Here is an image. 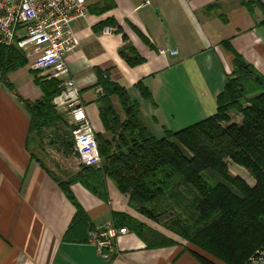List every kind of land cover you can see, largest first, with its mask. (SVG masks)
I'll return each mask as SVG.
<instances>
[{
  "label": "crops",
  "instance_id": "1",
  "mask_svg": "<svg viewBox=\"0 0 264 264\" xmlns=\"http://www.w3.org/2000/svg\"><path fill=\"white\" fill-rule=\"evenodd\" d=\"M262 20L261 0H91L87 15L70 23L77 43L66 62L95 131L109 138L99 117L103 89L97 71L126 90L156 138L214 114L217 97L234 71V56L224 43L264 76ZM106 27L115 30L106 34ZM126 44L143 62L130 65L120 55ZM171 49L177 53L171 55ZM36 73L46 79L30 68L29 61L6 74L0 71V264H201L191 252L193 246L130 207L128 195L110 179L107 199L78 181L70 184L86 214L76 218V207L57 179L67 181L81 170L61 146L44 147L46 139L40 148L26 146L30 114L25 102L43 96L34 81ZM138 83L150 97L142 94ZM111 100L123 117L117 97ZM229 115L231 122H242L241 113ZM47 148L62 152L55 154L60 169L50 165ZM114 213L141 221L176 244L147 247L129 228L128 219ZM109 222L128 232L118 235L111 249L100 251L89 240L88 227Z\"/></svg>",
  "mask_w": 264,
  "mask_h": 264
},
{
  "label": "trees",
  "instance_id": "2",
  "mask_svg": "<svg viewBox=\"0 0 264 264\" xmlns=\"http://www.w3.org/2000/svg\"><path fill=\"white\" fill-rule=\"evenodd\" d=\"M224 45L234 56V71L217 97L216 112L178 131L166 130L162 138L148 131L138 104L126 90L97 71V83L103 89L98 99L99 117L109 134L106 138L96 132L103 166L82 167L67 181L56 178L75 205L76 218L83 219L86 214L70 184L78 181L107 199L106 180L110 179L128 195L130 207L193 246L191 252L201 264H247L264 249V76L227 42ZM119 53L130 65L143 62L130 44L122 46ZM26 63L27 58L15 47H0L2 74ZM34 81L43 96L37 102H25L30 114L26 146L40 148L49 139L68 153L72 127L53 104L59 82L37 73ZM137 86L150 97L141 83ZM112 96L117 97L123 117ZM231 111L242 114L240 124L231 122ZM231 163L244 174L231 169ZM113 215L128 219L129 228L147 247L176 244L141 221ZM93 228L90 225L88 232Z\"/></svg>",
  "mask_w": 264,
  "mask_h": 264
},
{
  "label": "built area",
  "instance_id": "3",
  "mask_svg": "<svg viewBox=\"0 0 264 264\" xmlns=\"http://www.w3.org/2000/svg\"><path fill=\"white\" fill-rule=\"evenodd\" d=\"M90 1L0 0V47H15L28 59L32 70L41 72L46 79L54 78L59 82V93L53 104L68 117L79 165L101 168L103 163L96 131L86 115L79 87L66 62V55L74 50L77 43L70 23L87 15ZM112 30L115 28L106 27L104 33L109 34ZM169 53L175 55L177 50L171 49ZM127 232V227L109 222L93 228L88 236L103 251L111 249L113 240ZM262 260L264 249L252 256L247 264H258Z\"/></svg>",
  "mask_w": 264,
  "mask_h": 264
},
{
  "label": "rangeland",
  "instance_id": "4",
  "mask_svg": "<svg viewBox=\"0 0 264 264\" xmlns=\"http://www.w3.org/2000/svg\"><path fill=\"white\" fill-rule=\"evenodd\" d=\"M55 110L57 111V113L58 114H61V112H59L56 108H55ZM62 115V114H61ZM63 116V115H62ZM65 117V116H64ZM65 121V120H64ZM69 126H70V124H68ZM61 127V126H60ZM63 127V126H62ZM66 129H68V128H66ZM49 133H51V134H53L52 133V131L51 132H49ZM68 134L69 135H71V136H69V138H68V145H70V150H69V152L67 153L66 152V156L68 157V159L70 160V161H74V163H75V165H76V167H77V169L78 170H81L82 169V167L79 165V162H78V158H77V154H76V152H75V150H74V141H73V136H72V133L70 132V131H68ZM49 142H50V140L49 139H46V141H45V145H44V147H48V145H49ZM57 146H59V145H57ZM56 146V147H57ZM58 149H59V147H58ZM47 150H50V148H47ZM63 151L65 152V150L63 149ZM186 151V150H185ZM48 153H49V155H51V157H50V160H49V163H50V165L51 166H53V167H58L59 169H60V162H58V158H56V156H55V154L57 155V153H61L62 154V152H60V151H57V150H50V151H48ZM62 163V162H61ZM234 165L235 164H233V163H231V166H230V168L231 169H233L234 171H240L241 172V170H236L235 168H234ZM236 166V165H235ZM61 167H62V165H61ZM57 168V169H58ZM66 171H70V169L69 168H66L65 169ZM241 173H243V172H241ZM244 174V173H243ZM151 221V220H150ZM160 226V225H159ZM156 227H158V226H156ZM162 228V227H161ZM164 229V228H163ZM164 231H167V230H165L164 229ZM169 232V231H168ZM175 235V234H174ZM176 237H178L179 239H181L179 236H177V235H175Z\"/></svg>",
  "mask_w": 264,
  "mask_h": 264
},
{
  "label": "water",
  "instance_id": "5",
  "mask_svg": "<svg viewBox=\"0 0 264 264\" xmlns=\"http://www.w3.org/2000/svg\"><path fill=\"white\" fill-rule=\"evenodd\" d=\"M258 264H264V260H262L260 263H258Z\"/></svg>",
  "mask_w": 264,
  "mask_h": 264
}]
</instances>
